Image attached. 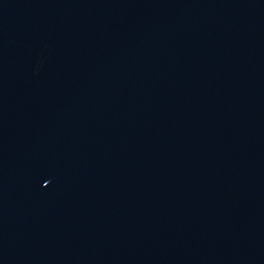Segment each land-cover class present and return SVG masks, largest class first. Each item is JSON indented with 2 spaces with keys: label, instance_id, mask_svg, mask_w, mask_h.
I'll use <instances>...</instances> for the list:
<instances>
[{
  "label": "water",
  "instance_id": "water-1",
  "mask_svg": "<svg viewBox=\"0 0 264 264\" xmlns=\"http://www.w3.org/2000/svg\"><path fill=\"white\" fill-rule=\"evenodd\" d=\"M0 264H264V0H0Z\"/></svg>",
  "mask_w": 264,
  "mask_h": 264
},
{
  "label": "snow or ice",
  "instance_id": "snow-or-ice-1",
  "mask_svg": "<svg viewBox=\"0 0 264 264\" xmlns=\"http://www.w3.org/2000/svg\"><path fill=\"white\" fill-rule=\"evenodd\" d=\"M47 182V181H46Z\"/></svg>",
  "mask_w": 264,
  "mask_h": 264
}]
</instances>
